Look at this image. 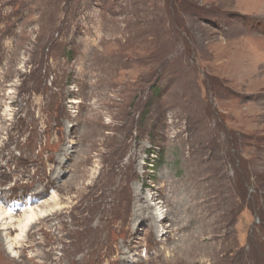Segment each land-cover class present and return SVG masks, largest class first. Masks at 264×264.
I'll list each match as a JSON object with an SVG mask.
<instances>
[{"label": "rangeland", "instance_id": "374dc122", "mask_svg": "<svg viewBox=\"0 0 264 264\" xmlns=\"http://www.w3.org/2000/svg\"><path fill=\"white\" fill-rule=\"evenodd\" d=\"M0 204V264H264V0H0Z\"/></svg>", "mask_w": 264, "mask_h": 264}, {"label": "bare ground", "instance_id": "6f19581e", "mask_svg": "<svg viewBox=\"0 0 264 264\" xmlns=\"http://www.w3.org/2000/svg\"><path fill=\"white\" fill-rule=\"evenodd\" d=\"M51 204H52L51 201L49 203L46 202L43 204V207ZM155 209L156 212L151 215V218L155 220H158V218H160L161 221L162 220L161 219L162 211L160 210L161 207L160 208L157 207ZM13 211H14L13 209H9V210L3 209L2 205L0 204V225H2L3 227L2 229H8V230L10 229L11 231L19 230L18 236L15 238V242L16 244L19 243L20 245L25 238L24 236H26L27 232L30 230L32 224L36 223L37 220H40L43 217L52 215L54 212L52 211V209L50 210H48L47 208L35 209L33 207H29L26 211H24V214L21 215L22 217H19L18 219L15 217V215H13L12 213ZM5 241L8 252L12 254V256H15L13 255L16 252L14 247L17 246H15V244L11 242L9 238H7Z\"/></svg>", "mask_w": 264, "mask_h": 264}]
</instances>
